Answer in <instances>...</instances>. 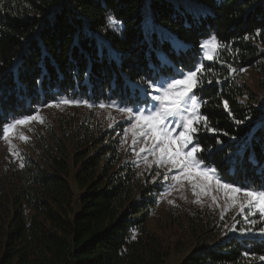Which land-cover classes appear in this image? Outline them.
I'll use <instances>...</instances> for the list:
<instances>
[{
  "label": "trees",
  "instance_id": "1",
  "mask_svg": "<svg viewBox=\"0 0 264 264\" xmlns=\"http://www.w3.org/2000/svg\"><path fill=\"white\" fill-rule=\"evenodd\" d=\"M211 36L223 47L200 62L193 89L208 123L196 125V158L264 191V103L245 80L252 71L264 89V0H0V129L49 102L80 101L17 157L0 150V264L164 262L168 246L149 224L164 187L156 167L124 149L127 122L95 113L144 102L161 78L194 69ZM205 230L179 264H264V234Z\"/></svg>",
  "mask_w": 264,
  "mask_h": 264
},
{
  "label": "rangeland",
  "instance_id": "2",
  "mask_svg": "<svg viewBox=\"0 0 264 264\" xmlns=\"http://www.w3.org/2000/svg\"><path fill=\"white\" fill-rule=\"evenodd\" d=\"M209 38L210 37L205 38L202 42L208 40ZM204 57L205 50L202 49L201 58L192 70H195V68L199 67L202 60H209L205 59ZM187 72L188 71L182 73L186 74ZM172 78L180 79L181 73L177 76L161 78L152 86L151 93H147L148 98L145 99L144 102H133L129 105L123 106L116 103L105 104H111L114 106L105 108L98 107L95 115L96 117L103 119L109 125H112L116 121H125L127 122L125 130L130 129L134 120L130 119L126 112H121L118 109L130 107L133 109L134 113L139 110L144 112L145 115L154 112L158 107V102L154 100V96L159 94L155 91V89L160 87V82H170ZM245 80L252 92L258 97L260 101L264 103V89L257 85L256 75L252 71H247ZM58 101L55 100L45 105L39 106L35 112L31 114L34 115L39 113V115L43 117V123L33 121L30 125L18 127L13 134H10L11 143L14 145V149H10L9 142L1 138L0 150L11 156L17 157L20 151H25L27 147L32 144L35 129H39L45 123L52 121L53 115L56 113H64L66 112V109L71 108V105L75 104L61 105L60 107L47 106L54 105ZM77 106H79V104H77ZM21 117L26 116L23 115L16 119ZM166 123L171 129L173 137H177L178 134L183 131V129L178 126L179 118L170 117ZM20 135L27 136V142L21 140L19 138ZM132 142V131H129L127 136H125L124 131L122 145L124 146V149H128V151H130L131 159L135 161L136 165L143 167L146 170L152 166H155L156 169L153 171V176L151 179L159 177V182H162V185H164L162 191L159 194L156 207L149 219V224L151 227L160 234L168 246V256L162 264H179L184 261L193 252L199 239L208 234L209 231L205 229H208L211 226L215 227V230H218V235L221 237L227 236L229 234L239 236L264 234V232L261 231V229H264V217L261 216V213L255 207L250 206H245L243 211H241V204H244L247 199L244 196L243 190L252 189L242 187V191L235 194V203L229 199V196L232 195L231 193L226 195L223 189H219L215 185H213L207 192H201L200 189L197 188L196 191L198 195H194L192 186L188 181L177 183L173 179V177L178 174V169L173 168L170 163L161 165L156 163L159 153L153 155L147 151H140L141 148L151 146L152 140L150 138L147 141H145L143 138H138V142L134 147ZM179 145L180 140L177 139L172 147L175 149L178 148ZM190 147L191 145H189V148ZM137 153H139V155H137ZM203 166L207 165L201 163V167ZM221 181L223 183H227L223 180ZM173 185H175V187H173ZM213 197H215V200ZM169 201H172V203ZM193 219L197 221L199 226H202V229L204 230V232L199 231V235L197 237L190 231L189 223L193 221ZM237 223L238 226L236 227L235 225Z\"/></svg>",
  "mask_w": 264,
  "mask_h": 264
},
{
  "label": "snow or ice",
  "instance_id": "3",
  "mask_svg": "<svg viewBox=\"0 0 264 264\" xmlns=\"http://www.w3.org/2000/svg\"><path fill=\"white\" fill-rule=\"evenodd\" d=\"M109 25L116 27L118 22L113 18H108ZM223 47L215 36L201 44V48L205 50V59H214L216 51ZM202 65L195 70L188 71L186 74L181 73L180 79L172 78L170 82H160V87L155 91L159 93L154 96V100L158 102V107L154 112L145 115L144 112L137 110L135 113L130 107L119 108L121 112H126L130 119L134 122L130 129L125 130V136L129 131L133 133V147L138 142V138H143L147 141L152 140L151 146L141 148V152H149L153 155L159 153L156 163L158 165L170 163L173 168L178 169V174L173 177L177 183L188 181L193 189V194L198 195L197 188L201 192H207L213 185L219 189H223L225 194L231 193L229 199L236 202V195L242 191L241 188L235 187L233 184L223 183L219 178L215 168L210 166L201 167V161L196 158V153L200 152L198 142L194 143V134L198 131L196 125L203 124L208 127L207 118L200 114V102L193 93V89L199 83L198 73H202ZM235 72L236 69H231ZM136 87V85H133ZM79 104L80 101L70 99H60L54 105L48 107H60L61 105ZM83 103L87 104V101ZM91 107L92 105H88ZM101 108L113 107L114 105L100 104ZM224 107L227 109V101L224 102ZM179 118L178 126L183 129L177 137L172 136V131L166 121L170 118ZM33 121L43 123V117L36 113L34 115L14 118L7 127L0 129L2 138L9 142L10 149H14L11 143L10 134H13L18 127L30 125ZM215 132V129L209 128ZM21 140L27 142L28 137L20 135ZM180 140L178 148L173 149L172 145L176 140ZM189 145L191 147L189 148ZM139 155V153H137ZM23 166V165H21ZM175 187V185H173ZM244 196L247 198L244 204H241V211L245 206L255 207L264 217V191L243 190ZM215 200V197H213ZM172 203V201H169ZM255 214V213H252ZM247 218V217H246ZM264 232V229H261ZM264 259V257H261Z\"/></svg>",
  "mask_w": 264,
  "mask_h": 264
}]
</instances>
